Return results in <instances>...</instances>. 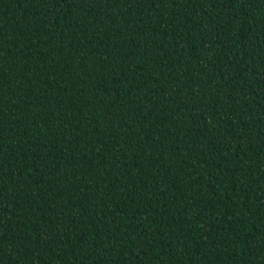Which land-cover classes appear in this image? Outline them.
<instances>
[{
	"label": "trees",
	"instance_id": "trees-1",
	"mask_svg": "<svg viewBox=\"0 0 264 264\" xmlns=\"http://www.w3.org/2000/svg\"><path fill=\"white\" fill-rule=\"evenodd\" d=\"M0 264H264V0H0Z\"/></svg>",
	"mask_w": 264,
	"mask_h": 264
}]
</instances>
